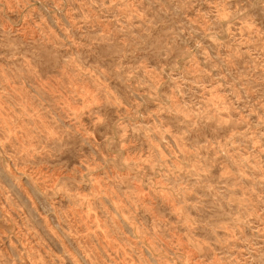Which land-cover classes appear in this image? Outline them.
<instances>
[{
    "label": "rangeland",
    "instance_id": "rangeland-1",
    "mask_svg": "<svg viewBox=\"0 0 264 264\" xmlns=\"http://www.w3.org/2000/svg\"><path fill=\"white\" fill-rule=\"evenodd\" d=\"M0 264H264V0H0Z\"/></svg>",
    "mask_w": 264,
    "mask_h": 264
}]
</instances>
